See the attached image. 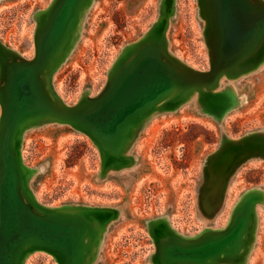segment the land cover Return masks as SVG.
<instances>
[{"label": "rangeland", "instance_id": "1", "mask_svg": "<svg viewBox=\"0 0 264 264\" xmlns=\"http://www.w3.org/2000/svg\"><path fill=\"white\" fill-rule=\"evenodd\" d=\"M55 2L0 0L1 44L19 58H34V37ZM77 18L41 75L50 95L65 104L96 99L108 76L153 42L155 32L156 48L173 66L210 68L215 34L207 0H79ZM263 52L246 63L263 56L252 68L223 75L214 95L194 91L185 101L168 95L157 103L129 128L121 160L116 150L105 151L102 161L90 137L70 125L22 126L18 151L10 147L31 170L23 175L33 200L60 214L65 206L78 215V207L98 211L82 264H166L158 259L162 240L215 239L243 213L236 254L211 264H264ZM22 264L58 263L34 250Z\"/></svg>", "mask_w": 264, "mask_h": 264}, {"label": "water", "instance_id": "2", "mask_svg": "<svg viewBox=\"0 0 264 264\" xmlns=\"http://www.w3.org/2000/svg\"><path fill=\"white\" fill-rule=\"evenodd\" d=\"M78 2L56 0L34 37V58H19L0 42V264H22L24 255L34 250L52 254L58 264L85 263L96 231V209L75 208L82 211L78 215L65 206L60 214L33 200L23 175L31 170L19 165L18 153L14 155L10 147L13 143L18 151V131L24 124L70 125L90 137L103 161L105 151L116 152L124 130H133L147 111L168 102V95L170 99L178 95L181 101L194 91L214 95L210 90L223 75H236L263 58L246 64L264 48V2L207 0L215 34L208 70L179 69L170 64L156 48L159 37L155 32L153 42L140 46L108 76V84L96 99L65 104L50 95L41 75L74 29ZM126 146L117 151L119 160L127 155ZM242 220L243 215H238L233 228L209 242L182 244L164 239L158 259L166 264H211L222 255L236 254ZM154 226L151 220L150 234Z\"/></svg>", "mask_w": 264, "mask_h": 264}, {"label": "bare ground", "instance_id": "3", "mask_svg": "<svg viewBox=\"0 0 264 264\" xmlns=\"http://www.w3.org/2000/svg\"><path fill=\"white\" fill-rule=\"evenodd\" d=\"M75 29V28H74ZM74 32V31H73ZM64 41V40H63ZM63 43V42H62ZM61 46H60V48H59V50H58V53H60L61 51V49H62V44H60ZM138 48H140V46L138 47ZM58 53H56L55 54V58L59 55ZM22 128V127H21ZM20 128V129H21ZM19 129V130H20ZM128 132H129V127H127L125 130H124V133H123V135H122V139L120 140V143H119V146L117 147V149L116 150H119V148H122V147H124V146H126L127 145V143H128V140H129V134H128ZM248 209L246 208L245 209V211H247ZM241 215H243V222H242V226L244 225V220H245V214L243 213V214H241ZM238 217V216H237ZM237 219V218H236ZM236 219H235V221H234V223H233V225L235 224V222H236ZM233 225L231 226V228H233ZM230 228V229H231ZM229 229V230H230ZM241 230V229H240ZM240 232V231H239ZM223 235V234H222ZM222 235H220V236H222ZM220 236H218V237H220ZM217 237V238H218ZM216 239V238H215ZM211 240H214V239H211ZM211 240H208V241H205V242H209V241H211Z\"/></svg>", "mask_w": 264, "mask_h": 264}]
</instances>
